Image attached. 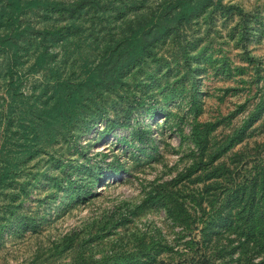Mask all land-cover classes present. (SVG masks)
<instances>
[{
    "label": "rangeland",
    "instance_id": "obj_1",
    "mask_svg": "<svg viewBox=\"0 0 264 264\" xmlns=\"http://www.w3.org/2000/svg\"><path fill=\"white\" fill-rule=\"evenodd\" d=\"M38 1L0 0V38L19 32L0 41V167L13 175L0 264H264V224L249 225L242 196L255 207L264 190V0H195L183 21L175 0ZM137 25L146 54L115 72ZM48 68L77 121L43 127L40 114L33 137L23 108L51 94Z\"/></svg>",
    "mask_w": 264,
    "mask_h": 264
},
{
    "label": "trees",
    "instance_id": "obj_2",
    "mask_svg": "<svg viewBox=\"0 0 264 264\" xmlns=\"http://www.w3.org/2000/svg\"><path fill=\"white\" fill-rule=\"evenodd\" d=\"M14 6L16 9H19L20 6L24 5L26 7L37 5L40 3H46V2H39L38 0H24L22 2V5H20V2L18 0H13ZM196 8V2L195 0H175L174 4L172 5V9H174L173 17H175L177 20H188L194 13ZM213 8L218 9L220 11L224 12H231L235 10L236 12H240V8L236 5L229 4V3H222L221 0H215L213 3ZM165 17L160 14H157L155 16V22L153 24V29L155 33L157 34H165L167 30V25L165 23ZM148 30H143V26H136L130 30V32L123 38L121 46L119 47L114 61L112 63L113 70L115 72H118L120 69H122L124 66H128L129 64L133 63L137 58H140L146 54L147 47H148V38L146 35H148ZM19 37V32L14 30L13 34L8 36V38H11L10 40H6L3 38H0L1 45H4L2 47H11L13 44L15 47V42H13L15 39ZM13 39V40H12ZM46 55L43 50H40L35 56L34 60L31 64V69H38L43 68L45 65ZM50 70L51 76L55 79L54 84L51 85L50 95H47L43 100L41 99H34L30 103L33 105V108L27 104L26 108H23L25 113L28 114L27 120L28 124L24 127L25 130H28L33 137H35V133L38 132V129L35 128V119L40 114H43L44 121L40 122L38 126L44 125L43 127H46V124H50L51 121H60L61 126H65L68 123H76L77 117L75 109L73 108L76 101H73L67 94H60L59 88L60 84L63 83V79H59L58 74L54 69L48 68ZM10 71V70H9ZM10 72H8L9 74ZM8 85H11V82L8 81ZM9 88L11 90V93L16 94V87H6V89ZM23 96V95H22ZM39 96H44V93H39ZM24 97V96H23ZM26 98V97H25ZM24 98V99H25ZM26 103V100H25ZM130 105L133 104H128ZM33 111H36L35 113ZM93 114L88 115L92 117ZM86 114L82 115V119H85L88 117ZM79 117V114H78ZM91 119V118H90ZM62 122V123H61ZM28 131H26L28 133ZM33 132V133H32ZM199 131L194 130L193 136L195 138L199 137ZM37 136V135H36ZM8 163V162H6ZM12 172L10 170L9 166H1L0 167V187H5L10 184L11 178H12ZM242 196H245V199H249V209L247 211L249 218L248 223L250 226H253L256 224L255 218L260 219V222L264 224V210L263 211H257L256 208L260 205V203L264 200V190L261 192V200L260 203L252 207V193H244L242 192ZM232 201L235 203H238L239 200L236 199V196L234 195L233 198L228 200L229 204H232ZM245 212V211H244Z\"/></svg>",
    "mask_w": 264,
    "mask_h": 264
}]
</instances>
